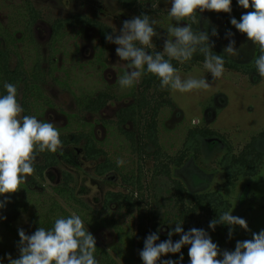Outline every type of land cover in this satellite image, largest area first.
Instances as JSON below:
<instances>
[{
	"label": "rangeland",
	"instance_id": "obj_1",
	"mask_svg": "<svg viewBox=\"0 0 264 264\" xmlns=\"http://www.w3.org/2000/svg\"><path fill=\"white\" fill-rule=\"evenodd\" d=\"M30 2L41 16L33 29V42L28 41L30 37L21 18L24 11L26 14V4L23 0H0V23L10 29L16 40L15 54L11 61L12 69L21 65L29 77L33 78L36 74L40 77L39 85L43 98L37 100V97L30 96L32 104L35 105V117L41 121L52 122L60 135L81 132L82 129L93 133L109 160L117 166L118 159L124 161L122 166H118L119 173L99 177L95 172L96 167L104 162L105 158L98 162L87 160L82 143L75 149H62L60 166L49 170L45 179L38 181L39 184L50 198L58 200L53 190L62 183L63 172H69L76 180V195L92 209L101 211L108 192L126 194L132 191L122 177L137 174L141 166L144 174L141 211L129 214L124 210L115 211L114 216L127 230H136L143 219L149 232L155 223L158 235H166L177 212L171 180L162 176L154 179L152 176L155 169L160 163L168 162V158L178 156L188 132L194 128H210L220 132L226 136L236 153L241 152L255 134L264 131V78L259 75L246 77L225 69L222 77L213 79L203 65L181 63L179 74L182 79H205L210 86L207 90H193L187 93L171 90L169 95L162 96L160 93L165 89H162L160 84L152 89L150 94L156 91L155 98H158V101H169L171 106L163 108L158 119L159 143L162 149L160 156L154 154L156 148L152 145H147L142 153L138 151L137 146L134 150L130 140L118 127L120 112L137 101L132 96L135 92L138 98L141 79L131 88L120 87L118 79L125 74L128 67L127 62L121 61L116 55L117 45L110 43L107 52L103 53L98 31L80 26L65 29L58 39L53 37L55 22L72 17L99 21L110 28L112 35H119L123 22L140 16V13L123 7L115 0ZM149 7L155 10L150 20L156 21L153 27L159 35L153 38L152 47L146 48V51L150 54L162 53L164 41L167 39V28L170 24L175 26L177 23L168 14L171 0L147 3L146 8ZM231 8L230 13L205 10L201 16L200 30H207L209 41H213L223 53L230 40H235L238 55H226L239 64H252L257 58L258 46L230 23L232 18L239 21L242 14L252 9H244L239 4ZM187 23H190L188 19L181 21L180 26H186ZM213 28L218 32V36L211 35ZM228 32L233 35L227 36ZM5 48L6 42L0 39V49ZM104 92L115 96V99L99 114L79 110V101L96 98ZM24 93V82L21 81L17 85V100L20 104ZM85 125L87 126L84 128ZM142 126V123L135 126L129 123L123 128L127 132H135L139 141ZM199 141L202 148L200 156L192 155L182 168L172 166V179H178L185 185L188 206L194 205L200 194L219 192L230 202L231 214L246 220L249 229L247 231L238 225H226L221 231L210 236L221 251H234L237 241L252 239L253 233L264 230V165L259 175L240 178L235 187H228L221 167L222 158L227 153L225 143L203 138ZM257 148L264 154V142H259ZM41 162L42 158L38 155L35 164ZM29 180L30 176L25 183ZM5 217L12 227L23 229L26 234H33L28 217L21 211L11 209L5 213ZM205 223L206 218L199 214L189 222L187 231ZM230 228L233 229L231 238ZM94 236L97 243L106 249L117 241L115 233L109 230ZM179 258L180 255L167 254L164 260L190 264L188 251L183 254V261H179Z\"/></svg>",
	"mask_w": 264,
	"mask_h": 264
},
{
	"label": "trees",
	"instance_id": "obj_2",
	"mask_svg": "<svg viewBox=\"0 0 264 264\" xmlns=\"http://www.w3.org/2000/svg\"><path fill=\"white\" fill-rule=\"evenodd\" d=\"M26 4V14L21 16L24 21L25 29L30 37L28 41L33 42V29L36 23L41 19L39 11L31 4L30 0H23ZM123 7L138 11L141 15L147 14L149 17L155 13L151 7L146 8L147 3H155L157 0H115ZM237 0H232L231 6L237 5ZM203 12L197 10V23L192 24L194 32H199L202 22L201 16ZM190 21V20H189ZM191 23V21H190ZM201 23V24H200ZM86 27L96 29L100 34L102 51L107 52L110 42L106 41V34H111V30L105 24L84 17H72L55 22L53 26V37L58 39L61 32L68 28L73 27ZM0 39L6 42V48L0 49V95H5L4 83H13L18 85L21 81L24 82L25 93L21 102L24 109L23 115L35 116L31 102V97H37V100L43 98V92L39 85L40 77L38 74L34 77H29L23 70L22 66H16L12 69L11 61L15 54L16 48L14 36L10 33L9 28H5L0 23ZM24 41V39H20ZM213 42V41H212ZM210 42V43H212ZM213 44H215L213 42ZM214 55H222L225 60V69L235 71L243 76L252 77L259 75L255 67V63L249 65H242L232 60L225 53L220 51L216 45L212 47ZM259 46L257 48V58L260 55ZM165 59L168 57L165 55ZM205 57L199 51L193 55V58L188 61L193 66H200L204 64ZM172 65L181 70V63L175 59L171 60ZM38 71V70H37ZM38 75V76H37ZM160 80L153 74L146 73L141 78L140 88L141 92L137 98L134 92L133 96L136 98L130 107L123 109L120 112L118 127L124 135L130 140L134 150L136 146L138 151L145 152L147 145H152L156 148L154 154L160 156L161 146L159 143V130L158 119L160 111L171 106V102L166 100L158 101L155 98L156 91L150 94ZM171 89H165L160 95H169ZM115 96L110 93L104 92L96 98H85L83 101L78 102L80 111L91 114H99L104 108L107 107L110 101L114 100ZM36 100V101H37ZM219 113V112H218ZM132 123L140 125L142 123L140 140L137 141L135 132H127L123 126ZM87 125L84 126V128ZM220 140L225 143L227 153L221 161L225 175V183L228 187H235L240 178L255 177L260 174L264 165V154L257 148L259 142H264V131L255 134L251 141L239 153L231 143L227 140L226 136L220 132L210 128H194L187 134L183 149L176 157L168 158V162L160 163L153 173V178L166 177L171 180L172 194L175 202V219L169 231L174 230L176 223H182L181 227L187 232V225L193 221L194 218L201 214L206 218V223L202 226H197V229H203L212 236L226 226V224H217L215 230L209 227V223L213 219H218L222 212H230L231 204L219 192H211L200 194L194 205L188 206L186 203L187 189L185 185L178 179H172L171 167L182 168L189 161L193 155L200 156L202 148L199 139ZM60 139L62 147L57 152L52 153L45 151L39 155L42 158L41 163L34 164V173L30 176L27 183L21 185V189L14 194H5L0 196V201H4L7 197L5 206L0 209V217H5V213L11 209H17L26 215L31 223L34 233L37 228L44 227L51 229L55 219L59 217H68L75 213L81 216L85 227L88 228L91 234L96 235L101 231H112L117 237V241L108 249L104 248L96 241L95 258L99 264H143L139 252L144 247V241L150 233H157V224L152 225V231L149 232L144 224L143 219L139 222L136 230H127L124 228L123 223L114 216L115 211H126L129 213L140 212L143 203V168L140 166L137 174L123 176V181L132 189L129 193L121 192H108L105 196L103 208L101 211L92 209L86 202L81 200L76 195L75 184L76 180L73 174L63 172L62 183L54 188V195L58 198L53 199L47 194L44 188L39 184V180H44L47 172L53 168L60 166V153L62 149L77 148L84 143L85 158L91 162H98L104 159V162L99 163L96 167V174L99 177H105L111 173H119L118 166L107 158L105 150L98 145L94 134L87 133L83 129L81 132H71L68 134H61ZM140 142V143H139ZM35 186V188H31ZM107 213V215H105ZM110 213V214H109ZM31 235V234H27ZM95 237V236H94ZM159 243L169 239L168 233L159 235ZM19 234L18 229L12 227L6 219H0V264H9L8 254L13 259L19 258ZM173 242L180 239V234H173L171 237ZM190 245H185L181 249V253L172 254L173 256L183 255L188 251ZM166 256V255H165ZM161 257V261L164 257ZM159 264V262H158Z\"/></svg>",
	"mask_w": 264,
	"mask_h": 264
},
{
	"label": "clouds",
	"instance_id": "obj_3",
	"mask_svg": "<svg viewBox=\"0 0 264 264\" xmlns=\"http://www.w3.org/2000/svg\"><path fill=\"white\" fill-rule=\"evenodd\" d=\"M244 9L251 8L242 14L239 21L232 18L230 23L247 39L259 46L260 55L254 60L255 67L261 78H264V0H237ZM232 0H171L169 16L176 25L167 28V39L164 41L163 52L150 54L146 48L152 47L154 37L159 34L150 20L149 15L135 16L125 20L119 35L106 34V41L117 45L115 52L121 61L127 62L128 70L118 79L121 88H131L140 82L146 73L155 75L160 80L162 89H171L181 93L193 90H207L209 83L205 79H182L179 69L171 60L185 63L199 51L203 56V67L218 79L225 72V60L222 55L212 53L213 43L209 41L207 30L194 32L192 24L197 23V10L200 12L215 11L230 13ZM186 19L191 23L180 26ZM212 36H218L213 28ZM231 32L227 36H232ZM229 56L238 55L235 40H230L224 48ZM165 54L168 59H165ZM5 95H0V196L14 194L21 189L35 169L37 156L46 150L52 153L62 147L60 132L52 122H45L35 116L21 115L23 107L17 100V85L4 83ZM195 122V121H194ZM118 166L124 161L118 159ZM7 197L0 201V209L5 206ZM6 219V217H0ZM182 223H176L174 230L168 232L169 239L159 240L157 233L149 234L144 247L139 252L143 264H179L178 261L163 260L161 257L169 253H181L182 247L190 245L188 256L190 264H264V230L253 233L252 239L237 241L234 251L223 250L203 229L192 228L185 232ZM217 224L240 226L248 229L245 219L234 216L231 212H222L218 219H213L209 227L215 230ZM233 229H229V238ZM180 234V239L173 242V234ZM19 234V258L13 259L8 254L9 264H99L95 258L96 238L78 214L55 219L51 229L39 227L27 235L23 229ZM222 257V258H218ZM179 261H183L180 255Z\"/></svg>",
	"mask_w": 264,
	"mask_h": 264
}]
</instances>
